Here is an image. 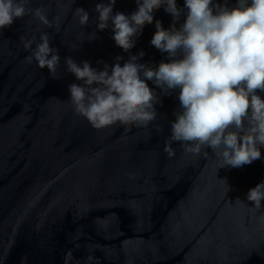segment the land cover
I'll return each instance as SVG.
<instances>
[{
	"label": "water",
	"instance_id": "obj_1",
	"mask_svg": "<svg viewBox=\"0 0 264 264\" xmlns=\"http://www.w3.org/2000/svg\"><path fill=\"white\" fill-rule=\"evenodd\" d=\"M101 2L30 0L26 7L41 8L51 26L26 15L0 31V264H65L69 251L67 264H264V200L260 208L246 200L264 180V147L238 168L219 167L211 148L194 155L179 142H170L169 156L179 89L165 95L151 81L157 116L146 127L116 120L95 129L75 112L68 86L80 81L66 57L98 71L141 49L146 66L168 62L150 43L157 19L165 29L173 24L163 6L124 49L111 26L96 27ZM136 6L116 0L113 13ZM77 7L88 24L80 25ZM42 32L58 49V78L25 59L24 42Z\"/></svg>",
	"mask_w": 264,
	"mask_h": 264
},
{
	"label": "clouds",
	"instance_id": "obj_2",
	"mask_svg": "<svg viewBox=\"0 0 264 264\" xmlns=\"http://www.w3.org/2000/svg\"><path fill=\"white\" fill-rule=\"evenodd\" d=\"M28 3L30 0H0V31L26 15L50 27L41 8H28ZM115 3L107 0L95 5L96 27L104 30L111 26L112 39L124 49L135 43L134 34L142 30L146 19H153L155 8L163 6L171 14L173 24L168 29L155 21L156 31L150 40L167 53L168 62L146 66L137 60L144 53L141 49L123 64L117 55L111 67L104 63L98 71L89 61L78 64L66 57V70L80 81L68 86L75 112L95 129L116 120L146 127L157 116L154 105L158 97L146 83L151 81L165 95L179 89L180 110L174 113L164 147L169 156L174 155L170 142H179L194 155L211 148L221 162L219 167L238 168L260 159L264 99L257 90L264 92V0H235L231 5L228 0H184L183 7H178L177 0H136L137 6L129 13H113ZM75 12L81 26L88 24L86 10L77 7ZM182 13L186 18L177 28L175 21ZM24 48L31 50L25 57L29 63L35 60L39 68L46 67L52 78H58L55 71L60 57L58 49L50 47L48 32L40 33L38 41L35 36L25 41ZM246 200L254 208L261 207L264 180L248 190ZM236 201L241 202L239 198ZM70 259L71 251L65 264Z\"/></svg>",
	"mask_w": 264,
	"mask_h": 264
}]
</instances>
